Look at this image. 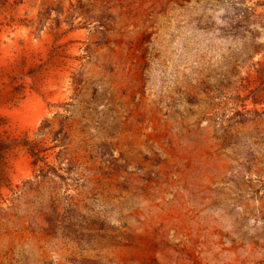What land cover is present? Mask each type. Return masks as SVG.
Wrapping results in <instances>:
<instances>
[{
    "label": "rangeland",
    "instance_id": "rangeland-1",
    "mask_svg": "<svg viewBox=\"0 0 264 264\" xmlns=\"http://www.w3.org/2000/svg\"><path fill=\"white\" fill-rule=\"evenodd\" d=\"M0 264H264V0H0Z\"/></svg>",
    "mask_w": 264,
    "mask_h": 264
}]
</instances>
